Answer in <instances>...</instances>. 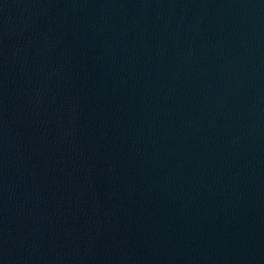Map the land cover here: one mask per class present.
Masks as SVG:
<instances>
[{
    "label": "water",
    "instance_id": "1",
    "mask_svg": "<svg viewBox=\"0 0 264 264\" xmlns=\"http://www.w3.org/2000/svg\"><path fill=\"white\" fill-rule=\"evenodd\" d=\"M0 264H264V0H0Z\"/></svg>",
    "mask_w": 264,
    "mask_h": 264
}]
</instances>
